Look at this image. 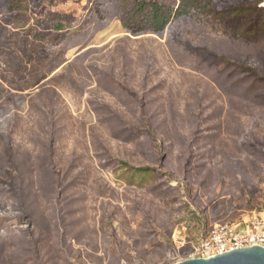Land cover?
<instances>
[{"label": "rangeland", "instance_id": "rangeland-1", "mask_svg": "<svg viewBox=\"0 0 264 264\" xmlns=\"http://www.w3.org/2000/svg\"><path fill=\"white\" fill-rule=\"evenodd\" d=\"M125 1L0 25V264H172L264 218V13L206 0L135 35Z\"/></svg>", "mask_w": 264, "mask_h": 264}, {"label": "trees", "instance_id": "trees-1", "mask_svg": "<svg viewBox=\"0 0 264 264\" xmlns=\"http://www.w3.org/2000/svg\"><path fill=\"white\" fill-rule=\"evenodd\" d=\"M204 1L206 0H179L178 6L174 9L163 5L158 0H127L124 2L125 6L121 13V22L129 33L135 35L146 32L161 33L172 17H188L193 10L201 7L204 4ZM253 1L254 4L253 8H251L252 11L246 6H239L238 8H225L219 10L217 11V14H238L242 19H245L246 17L253 19L255 16L261 17V13H264V8L259 6L261 0ZM25 2L26 4L30 3L40 6L43 2L51 3V0H0V25L4 26L5 24L13 22L17 23L20 18V13L26 12L25 10L28 8ZM49 16L56 20L58 19V21L63 18L61 15L51 11H49ZM15 23L13 25H15ZM75 26L76 25H74V27ZM69 29L70 28L68 27L64 28L61 22H56V24L53 25V28L50 27L47 31H54L57 34H60ZM41 35L43 36V34L39 32L38 36ZM13 36L17 37L16 34ZM131 169L136 173H148L150 171L148 168Z\"/></svg>", "mask_w": 264, "mask_h": 264}, {"label": "built area", "instance_id": "built-area-1", "mask_svg": "<svg viewBox=\"0 0 264 264\" xmlns=\"http://www.w3.org/2000/svg\"><path fill=\"white\" fill-rule=\"evenodd\" d=\"M264 248V218L252 215L241 224L216 223L192 246L190 258H209L236 249Z\"/></svg>", "mask_w": 264, "mask_h": 264}, {"label": "water", "instance_id": "water-1", "mask_svg": "<svg viewBox=\"0 0 264 264\" xmlns=\"http://www.w3.org/2000/svg\"><path fill=\"white\" fill-rule=\"evenodd\" d=\"M172 264H264V248L252 246L209 258H187Z\"/></svg>", "mask_w": 264, "mask_h": 264}, {"label": "bare ground", "instance_id": "bare-ground-1", "mask_svg": "<svg viewBox=\"0 0 264 264\" xmlns=\"http://www.w3.org/2000/svg\"><path fill=\"white\" fill-rule=\"evenodd\" d=\"M263 6H264V3H263Z\"/></svg>", "mask_w": 264, "mask_h": 264}]
</instances>
